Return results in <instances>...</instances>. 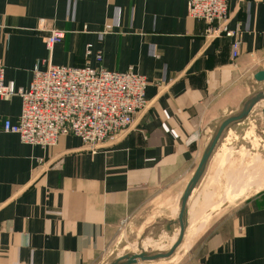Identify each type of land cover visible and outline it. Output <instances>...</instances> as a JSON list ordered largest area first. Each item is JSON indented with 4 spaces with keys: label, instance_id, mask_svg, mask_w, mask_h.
<instances>
[{
    "label": "crops",
    "instance_id": "0c3cea01",
    "mask_svg": "<svg viewBox=\"0 0 264 264\" xmlns=\"http://www.w3.org/2000/svg\"><path fill=\"white\" fill-rule=\"evenodd\" d=\"M188 10L187 0H0L6 81L28 87L49 63L96 66L103 50L106 69L146 78L149 102L114 144L94 152L73 135L44 149L0 133V264H104L143 231L178 222L206 150L257 93L264 62V0H230L223 26ZM50 29L66 33L51 54ZM225 30L239 35L237 58ZM260 105L222 134L187 200L191 247L171 264H264V188L245 179L264 175ZM21 109L14 97L0 116L16 122Z\"/></svg>",
    "mask_w": 264,
    "mask_h": 264
},
{
    "label": "built area",
    "instance_id": "2783aa9c",
    "mask_svg": "<svg viewBox=\"0 0 264 264\" xmlns=\"http://www.w3.org/2000/svg\"><path fill=\"white\" fill-rule=\"evenodd\" d=\"M187 2L189 16L194 20L223 26L229 19L230 0ZM225 35L233 39V56L237 58L241 44L238 33L226 31ZM65 37L63 30H49L44 42L50 54ZM92 55V45H87V59ZM95 59L96 66L77 68L49 63L44 70L36 67L28 87L6 81L0 59V104L14 97L22 100L16 122L0 116V133L17 135L23 144L44 149L69 135L80 138L93 152L114 144L133 126L135 117L148 109V83L133 70L106 69L103 50L96 53Z\"/></svg>",
    "mask_w": 264,
    "mask_h": 264
},
{
    "label": "rangeland",
    "instance_id": "374dc122",
    "mask_svg": "<svg viewBox=\"0 0 264 264\" xmlns=\"http://www.w3.org/2000/svg\"><path fill=\"white\" fill-rule=\"evenodd\" d=\"M255 87L257 88V92L264 91V62L259 65V70L256 72V84ZM262 101L259 102L253 110L259 111L258 108L260 107ZM260 105V106H259ZM255 113V112H254ZM257 113V112H256ZM259 113V112H258ZM263 113V111H262ZM264 116V114H263ZM260 164L264 166V160L260 161ZM251 170L250 172H252ZM247 176L250 178V182L255 181V179H258L261 181V184H259L258 188H264V175H257L256 172H252L250 174H246L245 179H247ZM261 176V177H259ZM235 187H240V182L239 180H236L234 183ZM242 189V188H241ZM171 227V230H166ZM160 229H163L161 232H157L154 234V229H156V225L153 226L150 230L143 231L141 238H138L136 243H130L126 245H122L117 247L116 249L111 250L108 255H106L105 263L104 264H113L117 260H121L122 258L130 259V258H137L140 256H145V255H155V253H165L168 252L169 249L172 247V245L177 241L179 234H180V225L178 222L176 223H165L162 224ZM164 227V228H163ZM162 233L168 235L169 237H165L162 235ZM178 234L176 237L175 235ZM192 244V236L190 237H185L182 245L177 249V251H180L179 254L174 256L176 254L171 256L168 259H160L156 260L153 262H147V263H141V264H171L170 261L180 258L182 255H184L183 252H187ZM137 247V248H136ZM140 248L139 254L136 252L137 249ZM185 249V250H184ZM160 251V252H159ZM185 252V253H186Z\"/></svg>",
    "mask_w": 264,
    "mask_h": 264
},
{
    "label": "water",
    "instance_id": "95a60500",
    "mask_svg": "<svg viewBox=\"0 0 264 264\" xmlns=\"http://www.w3.org/2000/svg\"><path fill=\"white\" fill-rule=\"evenodd\" d=\"M261 101H264V91H260V92L253 94L243 104L242 110L238 115L226 119L219 126L213 140L211 141L208 149L206 150V152L202 158L201 164H200L194 178L192 179L191 183L189 184L188 189H187V191H186V193L182 199L181 212H180V216L178 219V223L180 225V234H179L177 241L172 245V247L169 249V251L165 252V253H155V255H152V254H154V253H152L150 255L140 256L137 258H130L127 260L125 259L126 258L125 257V258H122L121 260H117L113 264H139V263H143V262H152V261H156V260H160V259H168L175 254L177 249L182 245L184 238H185V231H186V227H187V218H186L187 200L190 197L194 188L196 187L197 183L199 182V180L203 176V174L205 172L206 165H207L215 147L217 146L222 134L231 124L245 120L251 114V112L253 111L255 106ZM263 114H264V110H263ZM166 230H168V231L171 230V227L169 226V228Z\"/></svg>",
    "mask_w": 264,
    "mask_h": 264
},
{
    "label": "bare ground",
    "instance_id": "6f19581e",
    "mask_svg": "<svg viewBox=\"0 0 264 264\" xmlns=\"http://www.w3.org/2000/svg\"><path fill=\"white\" fill-rule=\"evenodd\" d=\"M139 264H141V263H139Z\"/></svg>",
    "mask_w": 264,
    "mask_h": 264
}]
</instances>
